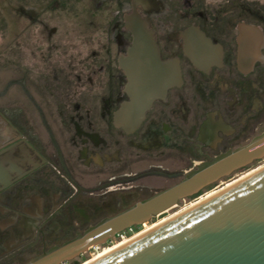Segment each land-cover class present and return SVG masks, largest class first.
<instances>
[{"label":"flooded vegetation","instance_id":"af4514ba","mask_svg":"<svg viewBox=\"0 0 264 264\" xmlns=\"http://www.w3.org/2000/svg\"><path fill=\"white\" fill-rule=\"evenodd\" d=\"M234 3L126 0L110 58L102 46H38L31 63L20 62L0 87V264L60 246L264 132V16ZM131 12L175 81L126 127L118 120L129 99L119 58L131 45ZM118 232L86 250L113 248L122 237L98 245Z\"/></svg>","mask_w":264,"mask_h":264},{"label":"water","instance_id":"95a60500","mask_svg":"<svg viewBox=\"0 0 264 264\" xmlns=\"http://www.w3.org/2000/svg\"><path fill=\"white\" fill-rule=\"evenodd\" d=\"M127 17V18H126ZM125 17L131 45L119 58L127 81L118 120L142 118L175 81L135 12ZM173 75V76H172ZM264 157V132L188 171L179 182L22 264H56L138 224L232 171ZM88 264H264V166Z\"/></svg>","mask_w":264,"mask_h":264},{"label":"rangeland","instance_id":"374dc122","mask_svg":"<svg viewBox=\"0 0 264 264\" xmlns=\"http://www.w3.org/2000/svg\"><path fill=\"white\" fill-rule=\"evenodd\" d=\"M163 1L171 5L176 0ZM197 1L205 3V0ZM211 1L223 3V0ZM237 1L243 2L251 9L258 10L264 16V0H235V3ZM220 7L226 6L223 4ZM125 10H127L126 0H0V87L5 79L17 74L21 61L31 63V57L36 54L38 46L60 47L55 50L56 52L67 51L68 47L80 46L95 49L102 46L109 49L107 58H110L113 51L111 41L113 20ZM74 55L80 56V54ZM64 61H67V57ZM1 102L2 99H0ZM262 166H264V157L220 178L201 189L196 195L178 200L177 206L168 212L159 216H151L141 225L136 224L119 231L108 242L98 246L101 248L134 232L138 236L178 214L196 201L204 199L205 195L223 189L226 183L243 176L246 171L252 172ZM174 210L177 211L174 212ZM110 247L89 248L81 255L64 263L78 264L83 260L82 263H84L91 255L90 259L95 258L105 253L104 251ZM96 252L99 253L96 254Z\"/></svg>","mask_w":264,"mask_h":264},{"label":"bare ground","instance_id":"6f19581e","mask_svg":"<svg viewBox=\"0 0 264 264\" xmlns=\"http://www.w3.org/2000/svg\"><path fill=\"white\" fill-rule=\"evenodd\" d=\"M147 3V2H146ZM127 18V17H126ZM168 66V69H169V71L170 72H174V70H173V68H172V65H170V63L167 65ZM174 75H175V73H173ZM173 76V75H172ZM263 167V166H262ZM261 168V167H260ZM260 168H258V169H260ZM258 169H256V170H254V171H252V172H250V173H247L244 177H246V176H248V175H250L251 173H253V172H255V171H257ZM243 178V177H242ZM242 178H240V179H242ZM240 179H238V180H236V181H234L233 183H235V182H237V181H239ZM218 180V179H217ZM216 180V181H217ZM232 183V184H233ZM232 184H230V185H232ZM230 185H227L226 187H228V186H230ZM225 188V187H224ZM223 188V189H224ZM223 189H221V190H223ZM221 190H218V191H216L215 193H213V194H211V195H209V196H207V197H205L204 199H202V200H200L199 202H201V201H203V200H205V199H207L208 197H210V196H212V195H214V194H216V193H218L219 191H221ZM198 202V203H199ZM197 204V203H196ZM168 208V207H167ZM166 209V208H165ZM164 209V210H165ZM163 211V210H162ZM184 211V210H183ZM182 212V211H181ZM159 213V212H158ZM180 213V212H179ZM166 221V220H165ZM164 222V221H163ZM159 225V224H158ZM157 226V225H156ZM155 227V226H154ZM153 228V227H152ZM151 228V229H152ZM148 230H150V229H148ZM148 230H146V231H148ZM145 231V232H146ZM145 232H143V233H145ZM142 233V234H143ZM136 233L134 232V233H132L131 235H129V236H126V237H123L122 236V240L120 241V244H117V245H115V246H113V248H111L110 250H108L107 252H105V253H103V254H101V255H99V256H96L95 258H92V259H89L88 261H86V262H84V263H82V264H88V263H90L91 261H94V260H96V259H98V258H100L101 256H103V255H105V254H107L108 252H110V251H112L113 249H115V248H117V247H119V246H121V245H123V244H125V243H127L128 241H130V240H132V239H134L135 237H137V234H136V236H134ZM139 235H141V234H139ZM138 235V236H139ZM132 236H134V237H132ZM119 243V242H118ZM92 245H94V244H92ZM90 246V245H89ZM88 246V247H89ZM62 262V261H61ZM61 262H58V263H56V264H59V263H61Z\"/></svg>","mask_w":264,"mask_h":264},{"label":"crops","instance_id":"0c3cea01","mask_svg":"<svg viewBox=\"0 0 264 264\" xmlns=\"http://www.w3.org/2000/svg\"><path fill=\"white\" fill-rule=\"evenodd\" d=\"M142 20V19H141ZM143 21V20H142ZM143 23L144 24H142L143 25V28L147 31V32H149V36H150V38L152 39V36H151V34H150V31L148 30V29H146V26H145V21H143ZM126 26V25H125ZM245 29V28H244ZM131 33V32H130ZM153 41V40H152ZM154 43V42H153ZM155 45V44H154ZM188 45V47H190L191 45L190 44H187ZM156 47V46H155Z\"/></svg>","mask_w":264,"mask_h":264},{"label":"built area","instance_id":"2783aa9c","mask_svg":"<svg viewBox=\"0 0 264 264\" xmlns=\"http://www.w3.org/2000/svg\"><path fill=\"white\" fill-rule=\"evenodd\" d=\"M64 262H65V261H63V262H61V263H59V264H65Z\"/></svg>","mask_w":264,"mask_h":264}]
</instances>
